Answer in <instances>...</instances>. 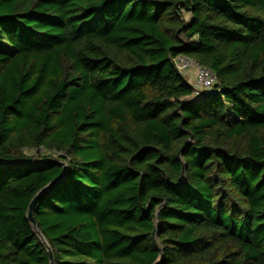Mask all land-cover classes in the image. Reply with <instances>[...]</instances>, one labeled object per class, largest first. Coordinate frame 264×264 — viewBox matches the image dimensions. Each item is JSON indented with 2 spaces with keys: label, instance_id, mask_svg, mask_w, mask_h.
<instances>
[{
  "label": "trees",
  "instance_id": "trees-1",
  "mask_svg": "<svg viewBox=\"0 0 264 264\" xmlns=\"http://www.w3.org/2000/svg\"><path fill=\"white\" fill-rule=\"evenodd\" d=\"M42 236L55 264H264V0H0V264H50Z\"/></svg>",
  "mask_w": 264,
  "mask_h": 264
},
{
  "label": "built area",
  "instance_id": "built-area-1",
  "mask_svg": "<svg viewBox=\"0 0 264 264\" xmlns=\"http://www.w3.org/2000/svg\"><path fill=\"white\" fill-rule=\"evenodd\" d=\"M175 63L180 71L182 72H191L193 74L192 85L195 88L197 94H204L211 91L215 84L218 81L215 73L205 66H202L198 61L185 56L179 55L175 58ZM40 150L42 152L50 154V152L46 151L45 148L41 147ZM36 152V149L34 150ZM54 155H61L62 152H58L57 150L52 151Z\"/></svg>",
  "mask_w": 264,
  "mask_h": 264
},
{
  "label": "water",
  "instance_id": "water-1",
  "mask_svg": "<svg viewBox=\"0 0 264 264\" xmlns=\"http://www.w3.org/2000/svg\"><path fill=\"white\" fill-rule=\"evenodd\" d=\"M30 161H33V160H30ZM50 161H56V159H51ZM21 161H12L11 163H20ZM38 162V161H37ZM63 166H64V172L63 174L60 176L61 178L66 174V171H67V165L66 163L64 162H60ZM59 179V178H58ZM54 180L53 182H51L48 186H46L45 188H43L31 201L30 205H29V210H28V214H27V218L29 219V221L37 226V223L35 221V218H34V214H33V209H34V206L36 204V200L37 198L39 197V195H41L43 192L47 191L50 187H52L56 182L57 180ZM43 237V236H42ZM44 239V237H43ZM44 242L45 244L47 245L48 247V252H49V257H50V264H55V258H54V253L51 249V247L49 246V244L47 243V241L44 239Z\"/></svg>",
  "mask_w": 264,
  "mask_h": 264
},
{
  "label": "rangeland",
  "instance_id": "rangeland-1",
  "mask_svg": "<svg viewBox=\"0 0 264 264\" xmlns=\"http://www.w3.org/2000/svg\"><path fill=\"white\" fill-rule=\"evenodd\" d=\"M186 79L188 80V82L191 83L193 80V74L191 72H187L186 73ZM35 153H37V152H35V151L28 152L29 155H34Z\"/></svg>",
  "mask_w": 264,
  "mask_h": 264
}]
</instances>
